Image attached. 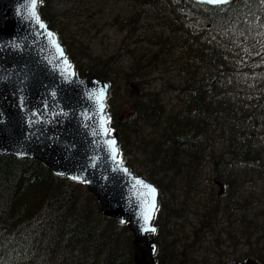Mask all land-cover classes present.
Returning a JSON list of instances; mask_svg holds the SVG:
<instances>
[{
    "label": "trees",
    "instance_id": "1",
    "mask_svg": "<svg viewBox=\"0 0 264 264\" xmlns=\"http://www.w3.org/2000/svg\"><path fill=\"white\" fill-rule=\"evenodd\" d=\"M128 1L40 0L37 10L76 74L91 68L110 83L122 162L141 161L158 190L156 264L264 259V0ZM108 26L123 44L95 53ZM152 81L169 99L144 90ZM124 94L131 113L119 120ZM0 264H134L131 235L82 183L0 156Z\"/></svg>",
    "mask_w": 264,
    "mask_h": 264
},
{
    "label": "water",
    "instance_id": "2",
    "mask_svg": "<svg viewBox=\"0 0 264 264\" xmlns=\"http://www.w3.org/2000/svg\"><path fill=\"white\" fill-rule=\"evenodd\" d=\"M39 1L33 9V0H0V155L36 159L54 174L82 182L102 215L127 225L134 263L155 264L154 231H145L155 229V211L147 224L144 220L153 197L143 185L155 189V205L157 189L122 164L116 144L113 158L108 142H116L117 135L105 134L107 115L98 99L101 91L105 99L108 82L91 69L75 74L56 34L37 12ZM221 264L264 260L246 257Z\"/></svg>",
    "mask_w": 264,
    "mask_h": 264
},
{
    "label": "rangeland",
    "instance_id": "3",
    "mask_svg": "<svg viewBox=\"0 0 264 264\" xmlns=\"http://www.w3.org/2000/svg\"><path fill=\"white\" fill-rule=\"evenodd\" d=\"M118 2H129L128 0H118ZM80 34V33H79ZM101 35L103 36V38L100 40ZM101 35L96 39V44L94 46H92V48L94 49L95 53L101 52L103 49L106 50L107 53L111 52L112 50L118 48L121 46V43L123 44V41L121 40L122 38V34H117L113 28L111 27H106L103 32L101 33ZM99 42V43H98ZM124 58L126 57H122V60H124ZM171 70H175L174 66H169L168 67V71L172 72ZM99 74H103V72H100ZM157 74H149L147 75L145 78L143 79H148V78H153L155 77ZM170 77L176 78L175 74H168ZM136 81L137 79H134L131 85H136ZM150 84H147L148 87H146L145 89H155V90H160L162 91V95L164 98L169 99L167 97V94H169L168 92L163 90V87H161V85L159 83H154L152 82H148ZM119 82L117 81L113 86V105L112 107L115 108V105L117 104L116 102V98L118 96V94H120V92H118L117 86H118ZM124 88H122V91L125 93V86L123 85ZM127 94H124L123 97H121V101L119 104V108H118V114L117 117H119V119H123L125 117H130L129 114L131 113L130 111V106H129V101H127ZM117 107V105H116ZM131 160H134L133 158H131ZM145 167L142 165L141 161L138 162H131V170L134 171L137 174H142L145 175L143 173L142 170H144ZM212 180H216L214 178H212ZM224 187V186H223ZM216 190L218 191V187H216ZM227 260V259H225Z\"/></svg>",
    "mask_w": 264,
    "mask_h": 264
},
{
    "label": "snow or ice",
    "instance_id": "4",
    "mask_svg": "<svg viewBox=\"0 0 264 264\" xmlns=\"http://www.w3.org/2000/svg\"><path fill=\"white\" fill-rule=\"evenodd\" d=\"M208 2L212 3V4H226V3L229 2V0H208ZM32 7H33V9H35L36 0H33ZM33 15L35 16V12L34 11H33ZM40 27L43 28L44 25L40 24ZM49 35H51V34H49ZM98 99L101 101L100 108H101V110H103V108H104V104L102 103V101L104 99V92L103 91H101L99 93ZM107 122H108L107 120H104L102 122V127ZM104 132H105V134H110V129L104 128ZM108 143H109L110 149L112 150L113 158L115 159L116 154H117V149L115 147L116 142H115V140H110ZM136 183L137 184H143L142 181H137ZM143 186L148 189L149 194L152 195V197H153V200H152L151 204L149 205V208L145 210L144 220H145V223L147 224V222L152 218V214H153V212L155 211V208H156L155 200H154L155 189H152V188H150L147 185H143ZM149 230L155 231V229L145 228V231H149Z\"/></svg>",
    "mask_w": 264,
    "mask_h": 264
},
{
    "label": "bare ground",
    "instance_id": "5",
    "mask_svg": "<svg viewBox=\"0 0 264 264\" xmlns=\"http://www.w3.org/2000/svg\"><path fill=\"white\" fill-rule=\"evenodd\" d=\"M137 26V25H136ZM155 38V37H154Z\"/></svg>",
    "mask_w": 264,
    "mask_h": 264
}]
</instances>
